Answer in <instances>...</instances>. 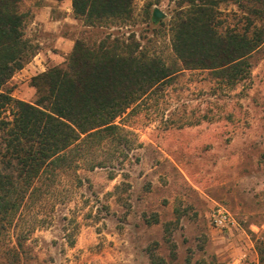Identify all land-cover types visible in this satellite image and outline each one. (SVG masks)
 Masks as SVG:
<instances>
[{
  "label": "rangeland",
  "instance_id": "obj_1",
  "mask_svg": "<svg viewBox=\"0 0 264 264\" xmlns=\"http://www.w3.org/2000/svg\"><path fill=\"white\" fill-rule=\"evenodd\" d=\"M45 0H25L32 14ZM188 0H134L129 23L82 20L62 32L97 44L105 35H134L141 47L179 66L171 21ZM159 9L164 17L152 20ZM236 24L242 10L221 5ZM236 15V16H235ZM35 55L7 83L17 99L39 97L32 79L66 62L51 33L30 29ZM240 26L242 23H240ZM250 77L226 87L208 71H184L117 123L123 143L75 154L16 219L6 243L19 237L16 264H258L264 241V44ZM220 205L234 219L216 227ZM7 245L0 246V261ZM6 256V257H4ZM160 262V263H159Z\"/></svg>",
  "mask_w": 264,
  "mask_h": 264
},
{
  "label": "trees",
  "instance_id": "obj_2",
  "mask_svg": "<svg viewBox=\"0 0 264 264\" xmlns=\"http://www.w3.org/2000/svg\"><path fill=\"white\" fill-rule=\"evenodd\" d=\"M24 2L0 0V246L8 248L0 264L20 262L23 241L6 243V236L18 213L58 171L71 166L75 154L123 143L118 118L187 70L208 71L226 87L244 82L252 56L264 44V0H188L170 28L179 66L141 47L134 35L112 39L109 33L97 44L78 38L64 64L33 77L39 97L31 103L6 90L35 55L25 34L31 13ZM225 3L242 10L241 26L223 19ZM72 10L86 26L126 24L133 18L134 0H72ZM256 248L258 264H264V241Z\"/></svg>",
  "mask_w": 264,
  "mask_h": 264
},
{
  "label": "crops",
  "instance_id": "obj_3",
  "mask_svg": "<svg viewBox=\"0 0 264 264\" xmlns=\"http://www.w3.org/2000/svg\"><path fill=\"white\" fill-rule=\"evenodd\" d=\"M45 1L32 12L30 29L51 33L55 38V47L66 55L71 52L74 40L65 36L62 29L65 25H73L78 20L73 14L72 0Z\"/></svg>",
  "mask_w": 264,
  "mask_h": 264
},
{
  "label": "built area",
  "instance_id": "obj_4",
  "mask_svg": "<svg viewBox=\"0 0 264 264\" xmlns=\"http://www.w3.org/2000/svg\"><path fill=\"white\" fill-rule=\"evenodd\" d=\"M211 218L216 227L224 228L235 221L231 214L222 206L217 205L211 212Z\"/></svg>",
  "mask_w": 264,
  "mask_h": 264
},
{
  "label": "water",
  "instance_id": "obj_5",
  "mask_svg": "<svg viewBox=\"0 0 264 264\" xmlns=\"http://www.w3.org/2000/svg\"><path fill=\"white\" fill-rule=\"evenodd\" d=\"M153 17L155 19H162L164 17V13H162L159 9H155L153 12Z\"/></svg>",
  "mask_w": 264,
  "mask_h": 264
}]
</instances>
